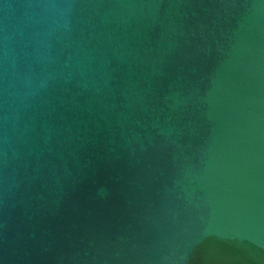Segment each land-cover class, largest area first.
I'll return each instance as SVG.
<instances>
[{"label": "water", "instance_id": "95a60500", "mask_svg": "<svg viewBox=\"0 0 264 264\" xmlns=\"http://www.w3.org/2000/svg\"><path fill=\"white\" fill-rule=\"evenodd\" d=\"M0 264H264V0H0Z\"/></svg>", "mask_w": 264, "mask_h": 264}]
</instances>
